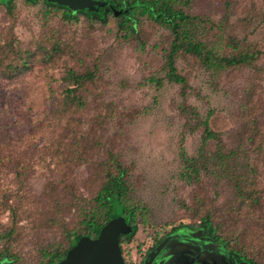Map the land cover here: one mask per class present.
I'll use <instances>...</instances> for the list:
<instances>
[{"label": "rangeland", "instance_id": "rangeland-1", "mask_svg": "<svg viewBox=\"0 0 264 264\" xmlns=\"http://www.w3.org/2000/svg\"><path fill=\"white\" fill-rule=\"evenodd\" d=\"M226 1L231 3L233 30L263 45L264 0H193L191 9L218 19L225 14ZM15 14L0 8V44L14 41L32 55L26 71L7 76L0 50V224L11 226L17 211L23 237L13 248L20 264H38L42 250L67 243L60 223L79 224L81 206L98 188L94 164L109 150L133 168L136 196L149 205L156 223L190 220L200 201L220 207L233 199L228 181L205 178L198 184L180 177L182 139L192 155L201 145L202 131L187 124L181 112L179 84L165 79L158 87L149 81L152 75H165L168 33L162 26L144 19L141 32L147 47L141 52L135 40L119 36L113 18L108 24L87 18L65 23L61 11L46 15L42 2L26 0H16ZM54 32L62 38L61 49L49 61L44 51L54 46ZM96 62L98 80L83 90L86 106L66 104V69L84 71ZM256 65L214 73L192 58L177 60L179 72L190 78L189 103L205 115L213 110V126L226 144L241 148L245 164L255 166L264 192L263 60ZM257 131L253 143L250 136ZM51 185L61 205L47 198ZM23 194L40 204L23 205ZM60 214L63 220L51 223ZM150 227L139 224L130 251L135 253L147 239ZM256 251L264 264V249Z\"/></svg>", "mask_w": 264, "mask_h": 264}, {"label": "trees", "instance_id": "trees-1", "mask_svg": "<svg viewBox=\"0 0 264 264\" xmlns=\"http://www.w3.org/2000/svg\"><path fill=\"white\" fill-rule=\"evenodd\" d=\"M33 4L42 2L46 15L53 11L62 12L65 23L79 22L87 18L90 22L108 24L113 18L119 36L132 39L138 51H144L147 40L141 32L144 19L162 26L167 31L168 47L164 54V77L152 75L149 81L158 87L163 86L168 79L180 85L182 97L181 112L187 118V124L201 129V145L190 155L187 153L184 140L181 142L182 168L180 177L189 183H202L205 178L217 181H228L233 199L220 207H207L200 201L193 208L190 220H168L165 222L152 221L149 205L138 199L132 181L133 168L128 165L116 152L109 150L107 156L94 164V181L98 188L94 194L81 206L79 224L69 227L63 220L62 214L55 216L51 222L63 225L67 237L65 245H59L42 250L43 259L38 264H58L63 261L68 252L85 238H97L101 230L115 218H123L131 230L120 235V248L125 264H129L126 256L130 252L128 245L133 241L141 222L151 225L147 240L141 245L156 243L168 232L185 227H196L228 249L238 252L248 259L251 264H260L257 251L264 249V192L259 186L258 177L254 173L255 166L245 164L241 160V148L226 144L222 133L212 124L213 110L207 115L196 106L189 103L188 91L191 88L190 78L178 70L177 60L180 56L194 59L201 66L219 73L233 68L257 66L264 62V44L241 37L233 30L231 22V3L225 2V14L218 19L209 15L192 11L193 0H99L94 8L73 9L70 6L52 2L51 0H26ZM10 15H16V0H6L0 3ZM115 11H121L116 15ZM54 46L44 51L45 57L52 61L61 49L60 34L54 32ZM0 44V50L5 54L1 59L2 71L7 76H14L27 70L31 62L32 50L17 47L14 44ZM159 43L154 45L156 52ZM39 49H44L39 46ZM99 63L96 62L86 70L66 69L67 87L65 88V103L83 108L87 100L83 90L87 85H95L99 77ZM147 108L145 111H149ZM257 125V123H256ZM255 132L250 139L256 142ZM253 171L249 173L248 169ZM47 198L56 205H61L56 187L47 188ZM21 203L37 206L39 200H33L23 194ZM12 225L2 227L0 224V264H20L19 252L13 248V243L22 239L19 232L17 211H13ZM22 236V237H21ZM126 245V252L122 250Z\"/></svg>", "mask_w": 264, "mask_h": 264}, {"label": "flooded vegetation", "instance_id": "flooded-vegetation-1", "mask_svg": "<svg viewBox=\"0 0 264 264\" xmlns=\"http://www.w3.org/2000/svg\"><path fill=\"white\" fill-rule=\"evenodd\" d=\"M122 244L126 252L124 241ZM134 250L125 255L129 264H251L240 253L192 226L172 230L158 242L139 244Z\"/></svg>", "mask_w": 264, "mask_h": 264}, {"label": "water", "instance_id": "water-1", "mask_svg": "<svg viewBox=\"0 0 264 264\" xmlns=\"http://www.w3.org/2000/svg\"><path fill=\"white\" fill-rule=\"evenodd\" d=\"M6 0H0V3ZM59 4L70 6L73 9H92L99 0H51ZM121 11H115L120 14ZM131 230L126 221L119 217L112 219L100 232L97 238L85 237L81 239L58 264H124L120 248V235ZM236 255V254H235ZM241 258L240 255H236Z\"/></svg>", "mask_w": 264, "mask_h": 264}]
</instances>
